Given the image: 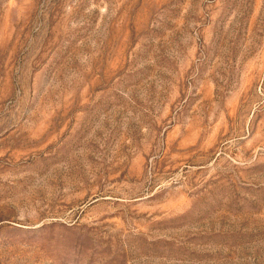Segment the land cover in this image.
Instances as JSON below:
<instances>
[{"label":"rangeland","instance_id":"1","mask_svg":"<svg viewBox=\"0 0 264 264\" xmlns=\"http://www.w3.org/2000/svg\"><path fill=\"white\" fill-rule=\"evenodd\" d=\"M0 264H264V0H0Z\"/></svg>","mask_w":264,"mask_h":264}]
</instances>
